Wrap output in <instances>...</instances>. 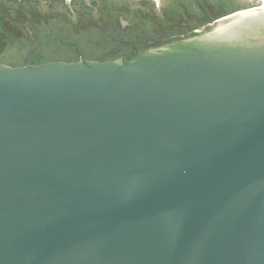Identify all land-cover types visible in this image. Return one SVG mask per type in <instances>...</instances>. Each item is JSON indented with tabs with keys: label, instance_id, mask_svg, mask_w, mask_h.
<instances>
[{
	"label": "water",
	"instance_id": "obj_1",
	"mask_svg": "<svg viewBox=\"0 0 264 264\" xmlns=\"http://www.w3.org/2000/svg\"><path fill=\"white\" fill-rule=\"evenodd\" d=\"M244 34L0 65V264H264V30Z\"/></svg>",
	"mask_w": 264,
	"mask_h": 264
},
{
	"label": "rangeland",
	"instance_id": "obj_2",
	"mask_svg": "<svg viewBox=\"0 0 264 264\" xmlns=\"http://www.w3.org/2000/svg\"><path fill=\"white\" fill-rule=\"evenodd\" d=\"M258 5L257 0H0V40L5 43L0 65L17 68L80 58L98 63L118 60L99 56H114L121 47L107 49L101 41L95 43L97 33L107 26L108 15L113 17L112 28L120 24V16L140 28L131 34L137 41L142 30L154 34L160 44L154 50H161L172 41L214 34L233 22H218L220 18ZM32 17L40 20L38 27L31 24ZM182 24L190 28L181 29ZM29 31L35 35L31 37ZM59 31L67 35L59 39ZM64 43L79 45L86 57L72 56L75 50Z\"/></svg>",
	"mask_w": 264,
	"mask_h": 264
},
{
	"label": "flooded vegetation",
	"instance_id": "obj_3",
	"mask_svg": "<svg viewBox=\"0 0 264 264\" xmlns=\"http://www.w3.org/2000/svg\"><path fill=\"white\" fill-rule=\"evenodd\" d=\"M112 16L108 15L107 17V26L106 28H104V30L100 31V34L97 33V37L95 40V43L98 41H101L102 47H105L107 49H110L111 47H121L123 50L120 51V53L113 55H109V56H103L100 55L99 57H123V56H127V55H131L133 54V52L136 50L138 53L140 52H145V51H149V50H154V49H158L160 48L158 44L159 41H157L156 36L152 33L151 35H147L146 33H143L144 30H142V32L139 33L141 37V39L139 41L135 40L133 37H131V34L134 33L135 29H140L137 28L135 25H131L129 22L124 21L123 17L120 16L118 17V21L120 22L119 25H115V27L112 28ZM34 19V21H32ZM36 17H32V20L30 21L31 24L35 27H38L39 25L37 24L38 22H40L39 19L35 20ZM94 24V23H93ZM79 26V22L76 24ZM98 25L97 23L94 24V26ZM183 25V26H182ZM180 26L181 29H189V25L187 24H182ZM97 27V26H96ZM184 27V28H183ZM111 28L113 29L111 31ZM114 31V33H113ZM30 34L31 37H33V35H35V33H33L32 31L28 32ZM142 34V35H141ZM65 35L67 34H63L61 31L57 32V36L59 39H62ZM82 37V36H81ZM176 42V41H172L171 43ZM169 43V44H171ZM65 46L64 47H69L74 51L73 55L74 57H86V55L83 53V51L79 50L80 46L76 45V44H68V43H64ZM168 44H165L164 46H166ZM100 46V45H99ZM163 46V47H164ZM155 51V50H154Z\"/></svg>",
	"mask_w": 264,
	"mask_h": 264
},
{
	"label": "bare ground",
	"instance_id": "obj_4",
	"mask_svg": "<svg viewBox=\"0 0 264 264\" xmlns=\"http://www.w3.org/2000/svg\"><path fill=\"white\" fill-rule=\"evenodd\" d=\"M69 1V0H68ZM258 6L236 11L230 15L224 16L218 20V22H225L232 20L233 22L226 28L216 30L214 34H211L216 39L226 41H239L243 39L246 33L256 32L258 29L264 30V0H257Z\"/></svg>",
	"mask_w": 264,
	"mask_h": 264
},
{
	"label": "trees",
	"instance_id": "obj_5",
	"mask_svg": "<svg viewBox=\"0 0 264 264\" xmlns=\"http://www.w3.org/2000/svg\"><path fill=\"white\" fill-rule=\"evenodd\" d=\"M5 43L0 40V52L4 49Z\"/></svg>",
	"mask_w": 264,
	"mask_h": 264
}]
</instances>
